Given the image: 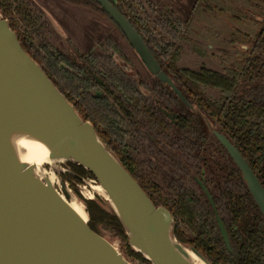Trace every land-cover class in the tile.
Masks as SVG:
<instances>
[{"label": "water", "instance_id": "water-1", "mask_svg": "<svg viewBox=\"0 0 264 264\" xmlns=\"http://www.w3.org/2000/svg\"><path fill=\"white\" fill-rule=\"evenodd\" d=\"M98 1L150 73L171 85L125 18L106 0ZM14 129L43 141L49 159H60L89 171L105 191L109 201L103 200L122 224L127 244L150 264H191L185 258L187 251L203 264H211L193 247L174 237L171 212L151 201L99 138L93 125L78 114L19 45L1 14L0 264H132L112 241L88 228V218L83 223L74 215L62 199V191L68 199L73 196L84 208L85 205L72 190L64 188L61 179L55 176L56 185L37 179L30 166L17 160L10 140ZM214 134L240 169L264 217V189L238 150L223 135ZM222 236L226 239L224 231Z\"/></svg>", "mask_w": 264, "mask_h": 264}, {"label": "flooded vegetation", "instance_id": "flooded-vegetation-1", "mask_svg": "<svg viewBox=\"0 0 264 264\" xmlns=\"http://www.w3.org/2000/svg\"><path fill=\"white\" fill-rule=\"evenodd\" d=\"M106 1L134 29L162 73L171 81V85H169L150 73L119 25L110 18L98 0H92V3L96 4L98 9L97 12H94L108 18L112 22L122 38L135 52L149 73L150 78L154 79L153 86H148L139 79L121 47L111 38H107L103 49L95 53L101 54L99 56L102 61L109 57L110 66L107 63L102 64L109 67L112 75H116L121 80L131 83L137 90L142 104L144 103L146 107L152 108L153 112H156L157 118L161 121V124H159L157 119H148L141 112L137 113L134 108L135 114L133 113L134 115H131L128 121L122 124L127 142L126 151L134 160L139 161L136 173L141 172L143 174L146 186H157L160 194L167 197L169 202L173 199L172 201L175 203L177 194L183 190H188L192 196L204 204L209 221L213 223L211 227L203 226V223H194L193 232L188 233L185 230L184 233L185 235L189 234L192 244L207 255L214 264H264V217L243 180L240 169L234 164L228 151L218 140L214 131L223 135L238 150L241 156L242 154L228 136L220 131L218 124L221 120H218V118L211 120L204 115L194 101L183 92L179 82L175 79L177 75L169 63L170 56L161 54L163 53L162 50L167 48L171 51H177L179 58L174 61L176 68L190 71L208 70L220 74L229 73L234 68L237 51L242 50L249 53V46L244 42L246 39L244 34H249L253 38V34L258 29L254 20L261 18L259 11L264 8V5L260 3V0H238L240 5L248 7L243 10L246 15H243V18H239V22L245 24V30L237 31L236 35H230L228 39L229 49L218 57L221 69L214 70L203 64L196 69L180 66V61L185 52L191 55L189 58H200L207 52V50L201 49L200 46H196L191 42L194 41L188 34V24L192 19L191 16L183 22L171 10L160 13L149 0H130L134 4V15L136 14V18L138 17L142 21L146 26L145 29L153 36L152 38L142 37L132 25L128 16L122 12L117 1ZM199 2L208 3L210 0H199ZM155 19H158V21ZM173 22L180 23L177 29L171 26ZM161 34L162 37H160ZM57 39L59 37L53 29V34L50 36L53 46L75 62H79L80 58L82 59V57L88 55H83L78 50L74 51L72 45L67 46L70 49L62 50L58 45ZM251 55L253 56L254 53ZM259 55H262L264 59V53ZM92 77L97 85L94 95L100 97L104 90H108L110 85H105L94 74ZM209 88L215 90L216 93H208L207 90ZM141 89L146 90L147 94ZM204 92L214 101L219 102L222 98V92L218 91V89L205 87ZM234 95L244 97L247 102L246 105L249 102L264 103V81L261 79H257L254 82L242 81L234 89ZM174 105L178 109L173 108ZM181 107L188 109L189 112L181 111ZM195 114L200 115L207 123L204 131L206 135L200 132L198 124H194L193 115ZM225 129L228 132L230 131L226 124ZM197 140L200 142L198 146L200 152L198 150L197 154L193 156L190 152L193 154L197 150V144L195 145L194 143ZM202 153L206 157H203ZM178 154L181 156L180 160H177ZM242 158L264 189L257 171L253 170L243 156ZM199 161H202L203 167L197 165ZM65 175H71L68 166L67 170L61 174L62 184L67 189H72L74 185L78 190V185L84 184L86 180L95 184L94 177H82L76 181ZM187 182L194 184L195 188L188 187L186 185ZM81 197L84 198L82 195ZM84 199L94 200V193L92 198L85 196ZM256 210H258L262 220L259 219ZM214 231L218 236V243L212 238ZM223 231L226 239L222 236Z\"/></svg>", "mask_w": 264, "mask_h": 264}, {"label": "trees", "instance_id": "trees-1", "mask_svg": "<svg viewBox=\"0 0 264 264\" xmlns=\"http://www.w3.org/2000/svg\"><path fill=\"white\" fill-rule=\"evenodd\" d=\"M65 1L71 5L90 8L93 12L98 11L92 0ZM116 1L139 34L142 37L152 38L151 33L145 29L146 26L138 17L136 18V14L134 15V4L130 0ZM260 3L264 5V0H260ZM0 14L8 20L10 30L19 45L40 66L65 98L73 104L78 114L93 125L99 138L138 182L151 201L157 206L166 207L171 212L174 237L193 247L211 264H214L207 255L192 244L189 234L184 233L185 230L188 233L193 232L194 223H203V226L211 227L213 223L209 221L204 204L192 196L188 190L178 193L175 203L173 199L169 202L167 197L160 194L157 186H146L143 174L136 173L139 161L134 160L126 151L127 142L122 124L135 114V110L137 113L144 114L148 119H157L161 124L156 112L146 107L144 103L142 104L135 87L111 74L108 67L110 66L109 57L102 61L99 56L101 54L91 53L80 58L79 62H75L61 53L50 41L53 29L45 14L32 6L28 0H0ZM259 15L261 18L254 20L258 29L253 34V38L249 34H244L246 38L244 42L249 46V53L242 50L237 51L234 68L229 73L220 74L208 70L190 71L176 68L174 61L179 58L177 51L167 48L163 49L161 54L170 56L169 63L177 75L174 78L202 113L211 120L214 118L221 120L218 124L220 131L228 136L253 170L257 171L259 180L264 186V103L249 102L246 105L244 97L234 95V89L242 81L254 82L257 79L264 81V59L262 55H259L264 53V8L259 11ZM155 20L158 21V19ZM179 24L173 22L171 26L177 29ZM102 63H107L108 66ZM93 74L98 76L105 85H110L100 97L94 95L97 85L93 80ZM205 87L215 88L222 92L221 100L219 102L212 100L204 92ZM225 124L230 129L229 132L225 129ZM66 165L71 175L65 176L70 179L77 181L82 177L93 178L92 174L81 166L70 162ZM71 190L85 205L88 214L87 226L90 230L109 239L117 240L120 252L132 264H150L140 253L129 247L122 224L112 210L105 205L106 203L102 204L97 198L94 200L82 198L74 185ZM256 211L259 219L262 220L258 210ZM212 238L217 242L218 236L215 231Z\"/></svg>", "mask_w": 264, "mask_h": 264}, {"label": "rangeland", "instance_id": "rangeland-1", "mask_svg": "<svg viewBox=\"0 0 264 264\" xmlns=\"http://www.w3.org/2000/svg\"><path fill=\"white\" fill-rule=\"evenodd\" d=\"M28 1L32 6L41 10L45 14L47 20L59 37V39H57L58 45L62 50L66 49L67 46L72 45V49L74 51L78 50V52L83 55L97 53L103 49L106 39L111 38L121 47L122 51L129 59L131 67L135 71L137 77L148 86L154 85V79L150 78L149 73L144 68L135 52L122 38L116 27L108 18L97 14L88 8L71 5L65 0ZM149 1L160 13L171 10L175 12L176 16L183 22L190 16L192 18L188 24V34L192 40H194L191 42L196 46H200L201 49L207 50V52L200 58H189L191 55H189L188 52H185L182 60L180 61V66L182 67L196 69L203 64L208 68L220 70L221 67L218 57L224 51L229 49L228 39L230 35H236L237 31L245 30V24L240 23L239 18H243V15H246L243 10L248 7L240 5L238 0H210L208 3H201L199 0ZM67 49L70 48L68 47ZM142 91L147 94L146 90L143 89ZM207 91L210 94L216 93L215 90L210 88ZM173 108L178 109L176 105H174ZM183 110L185 113L189 112L188 109L181 107V111ZM193 121L194 124H198L200 126V132L205 133L204 131L207 127L205 120H203L200 115L195 114L193 115ZM194 143L195 145L197 144V150L193 152V154L190 152L193 156L197 154L200 142L197 140L194 141ZM178 156L177 160H180L181 156L179 154ZM202 156L206 157L203 153ZM197 165L203 167L202 161H199ZM182 166L184 165L182 164ZM44 168L47 171H51V179L49 182L52 183L53 173L56 178L61 179V174L67 170V165L65 162H57L53 165H44ZM94 185H96V183L94 184L87 180L84 184L82 183L81 185H78L80 195L84 198L85 196H88L87 193L93 191ZM186 185L188 187L195 188V185L190 182H187ZM62 193L67 198L63 191ZM94 198L99 199L102 204H105V201L95 193ZM105 205L107 206V204ZM106 238L109 241H112L113 245L118 248L117 240L114 241L113 239L110 240L108 237Z\"/></svg>", "mask_w": 264, "mask_h": 264}, {"label": "bare ground", "instance_id": "bare-ground-1", "mask_svg": "<svg viewBox=\"0 0 264 264\" xmlns=\"http://www.w3.org/2000/svg\"><path fill=\"white\" fill-rule=\"evenodd\" d=\"M10 140L13 145V152L20 163H23L32 168V175L37 179L43 180L47 179L48 181L51 179L50 172L43 169L44 164L53 165L54 162H60V159H49L48 158V148L36 136L19 129H14ZM56 178L53 174V182L50 184L56 185ZM93 193L97 194L104 200L109 201L105 191L98 184L93 186V191L87 193L88 198H92ZM62 199L66 202L67 206L74 213V215L83 223L87 221V213L85 208L81 202H79L75 197L70 196L69 199L61 196ZM185 258L191 264H203L200 259H198L194 254L190 251L185 253Z\"/></svg>", "mask_w": 264, "mask_h": 264}]
</instances>
